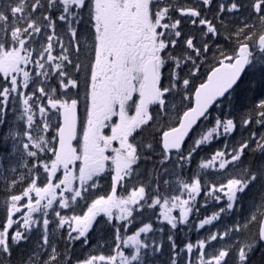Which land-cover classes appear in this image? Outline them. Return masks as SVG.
I'll use <instances>...</instances> for the list:
<instances>
[{
  "label": "snow or ice",
  "instance_id": "1",
  "mask_svg": "<svg viewBox=\"0 0 264 264\" xmlns=\"http://www.w3.org/2000/svg\"><path fill=\"white\" fill-rule=\"evenodd\" d=\"M0 264H264V0H0Z\"/></svg>",
  "mask_w": 264,
  "mask_h": 264
}]
</instances>
